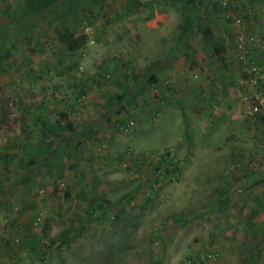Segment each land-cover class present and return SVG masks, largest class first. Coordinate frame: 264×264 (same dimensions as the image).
<instances>
[{"label": "rangeland", "instance_id": "obj_1", "mask_svg": "<svg viewBox=\"0 0 264 264\" xmlns=\"http://www.w3.org/2000/svg\"><path fill=\"white\" fill-rule=\"evenodd\" d=\"M129 1L105 0L90 20L73 24L88 41L70 55L53 42L50 15L28 31L17 17L23 0H0V44L11 39L0 52V264H182L206 250L218 253L216 264H264V110L223 111V98L234 97L228 91L204 113L197 96L205 74L219 77L225 55L240 82L255 76L249 66L264 73L249 62V41L234 46L238 28L210 12L244 0H192L195 10ZM235 13L239 30L264 46V20L255 35ZM186 17L192 25L183 32ZM205 83L207 97L223 89ZM48 87L71 100L67 107L25 111ZM59 113L73 132L56 127L53 138L47 131ZM128 120L130 129H117ZM45 147V162L25 169ZM166 151L179 179L151 188L155 163L137 155ZM248 161L258 168L242 180ZM37 217L34 255L24 235ZM63 235L70 241L59 245Z\"/></svg>", "mask_w": 264, "mask_h": 264}, {"label": "trees", "instance_id": "obj_2", "mask_svg": "<svg viewBox=\"0 0 264 264\" xmlns=\"http://www.w3.org/2000/svg\"><path fill=\"white\" fill-rule=\"evenodd\" d=\"M172 3H181L184 6H187L190 9H197V5L194 4L192 0H169ZM130 4H132L134 7H138V1L137 0H130ZM105 3V0H23L22 5L18 11V18L22 17L24 19V28L25 30H31V25L36 21L46 16L50 15L52 19H50L46 24L47 28H49L53 34L52 40L56 42V44L61 48V51L64 53H68L70 55H74L78 51L82 50L84 46L86 45L88 41V37L85 33H79L76 34L74 29L72 28V25L77 23L78 21H82L85 18L89 20L92 18L93 9H101ZM264 0H244V5H241L240 7H234L230 4H224L220 8H211V13L214 15H218L219 12L223 13V19L226 22H230L231 20L229 18L224 17V13L230 11L233 15L235 11H243L242 8L246 7L245 11L248 9H253L254 6L263 4ZM236 14V13H235ZM236 17V16H235ZM245 18V16H244ZM247 18V17H246ZM245 18V19H246ZM85 19V20H86ZM15 26H21L22 23H17L16 19ZM192 25L191 21L185 18L184 21V28L183 32H186L187 29ZM204 34L207 36L209 35V31L207 28L204 29ZM11 39H9L6 43L0 44V52L7 54L9 49V42ZM253 46V45H252ZM251 46V47H252ZM215 52L218 53V51L215 49ZM1 68V65H0ZM150 82L153 81V76L150 77ZM117 100H120L121 97H116ZM264 121V120H262ZM59 128L61 130H64L68 133L73 132V128L70 122L67 121V115L64 113H59V119L55 121L53 127L47 131L49 132L50 136H53V138H58V135L55 132V129ZM46 133V132H45ZM49 153L48 149L41 148L38 150V156L34 153V155L29 156V160L27 163H24L25 169L29 170V166L36 164V159H38V162H45V156H47ZM154 154H149V156H152ZM164 160L160 156L155 163L154 167H157L160 163H163ZM25 231L27 232L24 235V238L27 240L28 247L26 251L28 254H34L36 255L38 252V246L36 244V240L34 238V232L32 230V227L27 226L25 227ZM32 236V238L30 237ZM70 241V237L68 235H63L61 238L59 245H65ZM50 244H53V241H51Z\"/></svg>", "mask_w": 264, "mask_h": 264}, {"label": "crops", "instance_id": "obj_3", "mask_svg": "<svg viewBox=\"0 0 264 264\" xmlns=\"http://www.w3.org/2000/svg\"><path fill=\"white\" fill-rule=\"evenodd\" d=\"M244 8H246V7L242 8L243 11L241 13L243 15L242 18L245 22V26L250 27L252 30L250 32L255 34L254 30L258 31L259 26L263 22V21H261V19L264 20L263 15H262V10L264 8V4L256 5V6H254L253 9L250 8L247 11H245L246 9H244ZM244 16H245V18L246 17L247 18L245 19ZM262 28H264V27L262 26ZM248 38L252 39V42L250 43V47L253 45L250 48L252 50V52H250L251 53V60L249 62L251 63V65H256V63L257 64L260 63L264 67V46L261 44H259V45L257 44V42H256L257 40L254 39L255 36H252V37L250 36ZM262 55H263V57H262ZM225 57L227 59L220 60V64H221V61H222V64L219 65L220 67L218 66L219 70L221 71L219 73V77H216V75H214L212 72L204 75L207 77L210 76L207 80H214L215 84L220 82L221 85L217 84V86H223V89H221V88H219V90L215 89L216 91L214 92V94L210 97H207L208 95H206V94H208V91L205 90L206 86H207L205 83L207 81L206 80L207 77H203V82L198 84L197 96L200 95L199 96L201 98L200 105L204 109V113H206V108H209V105L212 104L211 103L212 97L213 98L214 97L221 98V96L224 97V95H226L228 91L233 93L234 97L231 99V101H225V98H223V102L225 104L223 106V104L221 102L222 110L224 111L225 109H229V111H231V112L238 113L239 108L242 106V103L240 102V93L241 92L243 93L244 83H246V79L242 78L241 82H240L235 78L234 71L229 72V69L233 68L236 64L235 59L233 57H231L230 55H225ZM225 69H228V73L224 72ZM249 70H250V66H249ZM260 77L263 79L262 82L264 83V73L260 74ZM52 90L53 89H51V87H48V89H45L43 94L40 97L41 99L34 105H28V108L24 107V110L25 111L30 110L33 113V112L46 111L48 109V107H49V110H51V111L56 110V108L67 107L68 103L71 100L66 99L67 97L64 98V96L57 94V93L53 92ZM204 91H206V92H204ZM221 91H224V93H221ZM187 95H190V93H188ZM191 97H193V96H191ZM212 102H215V101L212 100ZM219 102H220V100H219ZM50 107H52V108H50ZM211 107H213V106H211ZM167 114H168V111H166L165 114H163V116H165ZM19 120L22 121V123H24V125H22V129H24V133L27 134L28 131L26 130V128H27L26 121H29V118L26 117L24 115V113H21V115L19 116Z\"/></svg>", "mask_w": 264, "mask_h": 264}, {"label": "built area", "instance_id": "obj_4", "mask_svg": "<svg viewBox=\"0 0 264 264\" xmlns=\"http://www.w3.org/2000/svg\"><path fill=\"white\" fill-rule=\"evenodd\" d=\"M224 17L227 19L229 18L231 21V24L237 27L238 31L234 35V46L237 47V49L244 50L246 45V40L249 41V44L251 43L252 39L248 38L244 35L243 28L240 27L239 20L232 16L231 12L228 11L224 13ZM241 28V30H239ZM244 55H246V52H243ZM242 61H244L243 57L240 58ZM250 71L255 74L253 77H249L246 80L245 83V90L242 94H240V102L246 107V113L248 115H256L262 110H264V83L261 81V77H259L256 71L255 66L250 67ZM83 97H80L77 99V106L76 108H80L81 102ZM82 109L80 108L79 112H81ZM133 125V122L131 120L125 121L124 123L118 124L117 129L120 131H126L130 129ZM142 156V157H141ZM162 157L164 162L157 165V167H154L153 173L150 177V183L151 188L157 187L161 182L163 181H176L179 179V172L177 171L176 167L170 162L169 159V153L161 152L158 155H137L138 163H141V158L143 159H151L154 161V163L157 162L159 157ZM257 162L255 161H248L246 162L245 166L243 167L241 171V179L247 180L251 177L253 173L257 171ZM39 218H35L32 223L31 227L33 230H36V227L38 225ZM219 260L218 253L214 250H206L203 251L201 255H199L196 258H187L183 261L182 264H216Z\"/></svg>", "mask_w": 264, "mask_h": 264}]
</instances>
